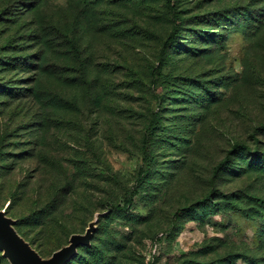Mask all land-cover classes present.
<instances>
[{"label": "rangeland", "instance_id": "374dc122", "mask_svg": "<svg viewBox=\"0 0 264 264\" xmlns=\"http://www.w3.org/2000/svg\"><path fill=\"white\" fill-rule=\"evenodd\" d=\"M0 209L44 258L98 218L70 264H264V0H0Z\"/></svg>", "mask_w": 264, "mask_h": 264}, {"label": "water", "instance_id": "95a60500", "mask_svg": "<svg viewBox=\"0 0 264 264\" xmlns=\"http://www.w3.org/2000/svg\"><path fill=\"white\" fill-rule=\"evenodd\" d=\"M98 218L91 222L84 234H73L69 244L43 258L16 230V221L0 211V252L9 264H67L78 253L81 246H89L97 230Z\"/></svg>", "mask_w": 264, "mask_h": 264}, {"label": "trees", "instance_id": "16d2710c", "mask_svg": "<svg viewBox=\"0 0 264 264\" xmlns=\"http://www.w3.org/2000/svg\"><path fill=\"white\" fill-rule=\"evenodd\" d=\"M168 3H169V6H170V1H168ZM173 15H174V18H175V21H176V24H175V27L173 28V30L171 31V33H170V35H169V37H168V39H167V41L164 43V48H168V47H173L174 48V42L176 41V39L178 38V36H179V34H180V31H179V25L181 24V22H180V19L179 18H177V16H176V12L175 11H173ZM182 21V20H181ZM0 211H1V209H0ZM7 214V213H6ZM8 216V215H7ZM9 217V216H8ZM97 229H98V226H97ZM17 230V229H16ZM18 231V230H17ZM97 231V230H96ZM95 231V232H96ZM18 233L21 235V233L18 231ZM73 235V234H72ZM71 235V236H72ZM22 236V235H21ZM70 236V237H71ZM23 237V236H22ZM24 238V237H23ZM25 239V238H24ZM92 239H93V237H92ZM92 239H91V243H92ZM26 240V239H25ZM27 241V240H26ZM28 242V241H27ZM69 244V243H68ZM67 244V245H68ZM32 245V244H31ZM67 245H65V246H67ZM91 245V244H90ZM90 245L89 246H81V247H90ZM33 247V246H32ZM64 247V246H63ZM62 247V248H63ZM34 248V247H33ZM35 249V248H34ZM78 249H80V247L78 248ZM36 250V249H35ZM60 250V249H59ZM40 255H41V253L38 251V250H36ZM58 251V250H57ZM1 254H2V252H0ZM79 253V252H78ZM78 253H77V255H78ZM53 255V254H52ZM77 255L71 260V261H69L67 264H70L76 257H77ZM42 256V255H41ZM2 257H3V254H2ZM43 257V256H42ZM4 258V257H3ZM44 258V257H43ZM5 259V258H4ZM45 259H47V258H45ZM6 260V259H5ZM7 261V260H6ZM9 263V262H8Z\"/></svg>", "mask_w": 264, "mask_h": 264}]
</instances>
